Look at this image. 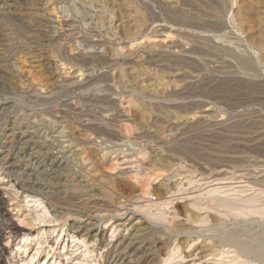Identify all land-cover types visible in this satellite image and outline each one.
<instances>
[{"label": "rangeland", "instance_id": "obj_1", "mask_svg": "<svg viewBox=\"0 0 264 264\" xmlns=\"http://www.w3.org/2000/svg\"><path fill=\"white\" fill-rule=\"evenodd\" d=\"M223 1L224 3H222ZM220 7L222 10H220ZM162 8L166 10L173 9L171 11L176 12L175 15L178 13L180 15H178L179 18L182 19L184 17V19H187V22L182 19V24L176 25L172 23L167 19L168 12L166 14V10ZM239 13H243L242 16ZM178 16L174 17L177 18ZM229 16L232 18L230 19ZM240 24L244 25L241 26ZM143 36L144 38H142ZM210 39L213 43L215 42L214 45ZM210 44L212 45L209 46ZM228 49L231 54L226 53ZM245 51L247 54L244 53ZM172 55L175 57L179 56L178 58L182 57V59L184 57V59L189 58L195 64L192 63L190 64L191 66L182 67L184 70L177 68V66L173 68L168 66V64L166 65L168 61L165 60L170 57H172L170 59H175ZM229 55H232L234 59ZM236 55L251 60L256 65L257 70L243 71L238 64L235 65L234 63H237ZM95 56L107 59L109 64L107 63L104 66L97 62L92 63ZM155 56L158 57L155 58ZM226 57L227 60L225 59ZM81 60H85V64L88 61L86 67L84 63V66L82 65ZM152 61L153 63H151ZM161 66L163 67L161 68ZM193 66H195V69L197 67L200 70L203 68V72L199 71L197 74V70ZM101 76L104 79L101 80ZM97 78L99 81L101 80V83L96 80ZM253 79L264 83V0H0V202L4 204L7 219L16 227L22 229L17 236H14L10 230L4 234L1 245L11 253L8 264H28L30 257H34V259L29 264H54L55 262H57L56 264H145V262L147 264H159L158 262L161 257H159L158 251L154 248L156 235H161L165 239L166 237L175 238L173 239L172 246H169L171 249H174L176 246V239H181L180 241L183 242L186 238L194 240L197 239V236L200 238L202 235V238L191 247L192 250L190 248L188 250L187 248L184 251L186 255H191L196 251L195 256H198V258H187L186 261L176 259L168 264H212V261L213 264L216 262V264H219L218 262L222 260L224 261L220 262V264H232V260L230 259V261L226 262L225 258L227 259L228 256H223L224 258L209 256L210 258H206L202 262L200 261V263L196 261L203 254L202 247L210 243L212 245L217 244V241L223 239L232 228L234 229L235 226L238 228L244 223H241V219H238L237 223L234 219L230 222V218L225 219L219 214L225 220L223 219L224 226L220 228V231L216 232L207 231V228L211 226L210 223V226L209 224L205 226L194 225L195 227L191 228L190 226V229L184 226L182 229H187V231L180 233L179 229L181 227L175 226V222H178V219H173V224H169L168 222H151L149 218H144L145 216L139 214L138 206L135 207L136 203L138 205L139 203L144 204L145 199H142L143 202H141V199H139L140 201L137 199L138 202L136 201L135 203L136 199L133 200L131 197L126 196L121 197L115 189L112 191L115 179L130 176L127 173H131L133 170L134 173L131 176L139 172L142 173L139 166H141L143 161L140 160L141 163L136 164L138 168L134 166L135 168L128 169V167L122 166V169L119 166L121 168L119 169L115 163H111L115 155H110L107 160L103 159L101 162L102 164L105 163L106 167L109 166L107 169L105 167L104 172L93 168L92 160L88 155L91 153L95 157L99 150H103L104 152H108L107 150H109L112 154L115 148H117L121 149V151L124 149L123 152L138 151L147 153L148 155L151 153L149 156L146 154L147 161H150L152 158L155 160L157 155L161 153L159 156L164 160L168 154H174L170 152L169 148L173 145L171 143L176 140L178 133H182V129L184 132V128L187 129L188 127L184 132L185 135L180 133L181 136L188 137L192 133L189 128L193 125H197V129H195L197 133L199 131L205 135H214L223 132L219 129L220 127L225 131L224 126L228 129V127L233 125L236 127L240 122L239 127L237 125L238 130L241 126L240 131L242 133L248 131L247 135L249 137H255L259 134L260 142L262 143L263 141L264 143V87L258 91V89L254 90V88L245 86L246 81H252ZM190 87L191 90L194 87L196 88L193 89V93L190 91ZM186 89L188 94L185 96ZM169 93L173 95L171 94L170 96ZM89 94H93V98L98 95L108 97L114 101V105H112L114 109L111 105L103 103L99 105L95 101L94 104L93 98ZM177 94H181L182 96H175ZM210 95L214 96V100L212 99L208 102L212 101L215 104L217 102L221 105L223 104L222 106L219 104L213 106V112L206 111V114L203 109L201 114V111L198 109L188 112L179 108L182 105L189 104V102L206 101L207 103V97H211ZM221 95H225L226 97ZM176 97L179 98L177 99ZM255 97L256 99H254ZM90 98L91 102H89ZM170 98L172 99L170 100ZM217 99L219 100L217 101ZM72 101L80 103V110L86 112L89 107L92 108L93 106V108L97 107L96 109L101 113L96 115L97 117L95 116V118L89 117L86 114L87 112L77 115V113L70 112L68 107H66L67 102L69 104L73 103ZM81 102H87V104H81ZM172 102L175 103L173 104ZM228 103L234 104V107ZM47 104L49 111L42 109L46 108L45 105ZM224 104H226V108ZM42 105L43 107L40 108ZM174 105H178L176 106L177 108ZM218 110H221V112ZM194 112H199V115ZM214 112H218V114ZM193 113L197 116L193 115ZM75 116L78 117L76 118ZM89 118L91 121H89ZM88 122H93L95 125L105 124V127L106 125H115V127H112L119 134L118 141H114H117L118 146L115 147L113 144L102 139L96 140L95 136L86 138L88 135L84 131L83 125ZM199 122L203 123V126H199L201 125ZM233 122L236 124H232ZM171 125L175 126V131H168L170 127H173ZM180 126H183V128ZM112 127L111 129H113ZM206 127L209 128V133L207 131L208 128L203 130ZM80 128L82 129L80 130ZM176 128L178 131H176ZM235 129L233 130L232 128L231 136L228 133L229 137L243 136L239 134L241 132H237V129ZM143 130H149L150 134L158 136V139L156 141L153 139H141ZM91 139H94V141ZM206 139L208 138L204 137L202 141L196 140L194 146L202 147L203 144H211L208 140L205 141ZM228 140L232 141L231 138ZM160 142L163 143L160 144ZM240 142L238 141L237 143L258 145L256 141L251 143ZM213 145L217 149L220 147V145ZM119 146L120 148H118ZM167 147H169L168 150ZM199 147L198 149H200ZM161 148L166 149L165 153H162L164 149L162 150ZM201 149H205L204 146ZM199 151L204 152L205 150ZM152 152L155 153L153 154ZM208 152L209 154H215L216 150H208ZM261 152L255 155H252V153L235 155L234 157L240 159L241 162L234 164V166L240 164V168L234 167L231 164L229 168L233 167V169L230 170L227 167L228 165H223V167L226 166L224 169L228 168L229 171H232L230 173L227 170L221 169L222 165H219L218 171L215 168L207 169L208 174L212 173L211 176L214 174L216 178H220L221 176L220 179L222 181L215 182L217 186L207 181L205 184L203 182L205 181L203 180L204 178H200L201 176H199L200 172L196 175L193 174L195 176H191V171H195V166L192 167L194 164H187L185 166L181 158L180 164L178 156L172 157L168 155L171 158L165 159L167 164L164 162V165H168L166 167H170L169 165H171V169H174L165 170V173H162L163 170L160 171L162 173L160 175H163L160 179H156L157 177L151 178L152 180L150 179L151 182H154L151 183L152 188L150 187L152 194L146 200L148 198L149 200L155 199L153 193L160 186L165 189L163 186L165 185L167 189L170 184L171 186L173 184V187L179 183L181 185L189 183L188 185H190L192 180L194 181H192L194 185L191 183L190 188L188 185L183 188L185 185H182L180 189L183 188L184 191H182L187 197H192L193 195V199H200L203 197H200L203 192L210 191L214 187H223L222 191L228 192L230 191L229 189L233 188V193H237H229L232 200H234L235 194H238L240 189L242 190L243 188L245 193L241 195L244 199L247 196L248 198L253 197L256 195L254 194L256 189H252V193L250 189L254 185L251 182L258 179L259 181H263L264 179V151L262 150ZM159 156L157 160H161ZM171 159H174V162L175 160L178 161L174 163ZM168 161L172 163L168 164ZM57 162H59V166L54 165ZM182 163L184 164L182 165ZM181 167H185L183 169L186 171L182 170ZM177 169L181 170L182 175L172 178ZM234 169L239 172V175ZM187 170H190L189 175L186 174ZM233 172L235 175H233ZM120 173H123L124 176H121L122 174ZM225 173H228V175L224 177ZM117 176L120 177L117 178ZM178 177H181L182 180L184 178V181ZM164 179L167 181L165 184H162L165 181ZM195 179L196 181L199 180V182H196ZM200 180L203 181L200 183ZM26 182L37 188L44 186L46 196L62 197L69 192L75 191L91 196L90 198H83V203L90 204L92 201V203L98 201L110 205V208L113 205V208L112 210H104L90 204L92 208L89 206L88 208L82 207L75 210L69 209L67 206L52 207L51 205H47L51 221L69 214L66 226L62 222L30 223L33 216H31L32 208H26L25 196L20 197L18 201L13 193L14 187H21L19 184L24 185ZM207 183L210 185H207ZM177 185L175 186L176 188ZM249 186L250 189L248 191L247 187ZM237 187L240 189L238 188V190ZM260 188L262 192L264 186L261 185ZM198 190L202 192H198ZM181 193L176 194V198H174L175 196L172 197L175 204H171L169 212L173 207L178 209L179 212H185L187 208L186 204H188L185 200L190 197L183 201L180 198H185L186 196L182 197ZM262 193L263 195H259L261 201L259 202L261 204H258L264 207V192ZM241 195H239L240 197L236 195L235 198L241 199ZM192 198L186 201L189 202ZM124 203L126 207L123 206ZM175 209L174 211L171 210V212L175 213ZM120 210L121 212H118ZM194 211H197L195 213H198V217L208 213V216H211L210 218L214 222H217V219L220 218L217 212H210L214 214L212 216L208 211ZM205 216L204 218H206ZM254 217H248L245 223L250 224V227L254 228L264 224V217ZM168 218L172 220L171 217ZM181 221L183 222V219ZM254 221L255 223L252 224ZM257 222L259 225L256 226ZM31 224L34 225L32 226ZM236 224H239V226ZM196 228L200 229L198 230L200 235L196 233ZM201 228L205 229L206 232ZM26 235L30 236L27 237ZM73 235H81V238L85 237L87 244L84 245L82 242L72 239ZM208 239L209 241H206ZM204 241H206L205 244H203ZM199 247L200 249L198 250ZM196 248L197 250H195ZM87 250L88 252L93 251V253L87 254ZM100 255L103 256L102 259L99 257ZM246 260L248 259L243 258V262ZM237 261L239 263L242 260ZM248 261L247 264H254V261ZM236 262H233V264H238ZM255 263L260 264L258 262Z\"/></svg>", "mask_w": 264, "mask_h": 264}, {"label": "bare ground", "instance_id": "obj_2", "mask_svg": "<svg viewBox=\"0 0 264 264\" xmlns=\"http://www.w3.org/2000/svg\"><path fill=\"white\" fill-rule=\"evenodd\" d=\"M222 3H224V1L222 2ZM226 3V2H225ZM3 4V3H2ZM224 5V4H223ZM223 7H225V6H223ZM170 8V7H169ZM215 8V7H214ZM221 8V7H220ZM219 8V9H220ZM163 9V8H162ZM163 10H166L165 8L163 9ZM162 10V11H163ZM171 10H173V9H171ZM170 9H168V10H166V14H167V12H168V14H167V19L168 20H170L172 23H174V24H182L183 23V21H182V19H184V17H182V19L181 18H179V14L177 13V15H175V13L176 12H174V11H171ZM215 10H217V9H215ZM220 10H222V8L220 9ZM224 11V10H223ZM222 11V12H223ZM226 11V10H225ZM165 12V11H164ZM180 12V11H179ZM227 12V11H226ZM219 13V12H218ZM162 14V13H161ZM239 14H241V16H242V14L243 13H239ZM238 14V16H239V18H240V15ZM179 15V16H178ZM245 15V14H244ZM163 16V15H162ZM174 16H178L177 18H175ZM226 16V15H225ZM235 16H237L236 14H235ZM216 17V16H215ZM218 17H219V15H218ZM229 18H230V16H229ZM232 18V17H231ZM230 18V19H231ZM229 19V20H230ZM235 19V18H234ZM233 19V20H234ZM237 19V18H236ZM166 20V19H165ZM193 20V19H192ZM228 20V21H229ZM233 20H231V21H233ZM237 20H239V19H237ZM169 21V22H170ZM184 21H186L187 22V19L185 18L184 19ZM139 22V21H138ZM141 22H142V20H141ZM239 23H240V21H238ZM189 23V22H188ZM239 23H236V24H239ZM139 24V23H138ZM190 25V24H189ZM199 25V24H198ZM241 25V24H240ZM239 25V26H240ZM244 25V24H243ZM243 25H241V26H243ZM178 26H181V25H178ZM185 27V26H184ZM218 27V26H217ZM203 28V27H202ZM226 28V27H225ZM243 28V27H242ZM226 30V29H225ZM219 31V30H218ZM228 31V30H227ZM226 31V32H227ZM225 32V33H226ZM225 33H223V34H225ZM127 35V34H126ZM130 35V34H129ZM132 35V34H131ZM144 35V34H143ZM128 36V35H127ZM129 37V36H128ZM142 38H144V36L142 37ZM149 38V37H148ZM205 41H206V39H205ZM210 41L212 42V40L210 39ZM217 42V41H216ZM90 43V42H89ZM88 43V44H89ZM208 43H209V41H208ZM213 43V42H212ZM215 43V42H214ZM214 43H213V45H214ZM220 43V42H219ZM91 44V43H90ZM227 44V43H226ZM133 45V44H132ZM212 44H210L209 46H211ZM235 45V44H234ZM93 46V45H92ZM96 46V45H95ZM129 47V46H128ZM215 47V46H214ZM213 47V48H214ZM216 47H218V46H216ZM88 48V47H87ZM211 48V47H210ZM215 49V48H214ZM219 49V48H218ZM232 49V48H231ZM224 50V49H223ZM192 51V50H191ZM193 51H194V49H193ZM213 52V51H212ZM217 52V51H216ZM241 52V51H240ZM249 52V51H248ZM198 53V52H197ZM226 53H230V51H229V49H228V51L226 52ZM244 53H246L247 54V52L245 51ZM250 53V52H249ZM211 54V53H210ZM231 54V53H230ZM94 55V54H93ZM145 55V54H144ZM167 55V54H166ZM183 55V54H182ZM181 55V56H182ZM193 55H194V52H193ZM217 55V54H216ZM233 55H235L234 53H233ZM97 56V55H96ZM95 56V57H96ZM146 56V55H145ZM169 56V55H168ZM171 56V55H170ZM172 56H174V55H172ZM229 56H232V55H229ZM93 57L94 58V60L92 61V63H99V64H102V65H104V66H106V64L108 63V60L107 59H104V58H101V57ZM104 57V56H103ZM137 57V56H136ZM152 57V56H151ZM156 57H158V56H155V58ZM175 57V56H174ZM173 57V58H174ZM179 57V56H178ZM178 57H175V59H170V58H172V57H170V58H168V59H165V60H167L168 62H166V65L168 64V66H171V67H176L177 66V68H179V69H181L182 67H187V66H189L190 64H192V63H194L193 61H191V59H182V57L181 58H178ZM193 57V56H192ZM233 57V56H232ZM107 58V57H106ZM153 58V57H152ZM164 58V57H163ZM163 58H161V59H163ZM223 58V57H222ZM235 58H236V60H237V63L236 62H234L235 63V65L236 64H238V66L243 70V71H254L255 69H256V65L253 63V62H251V60H249V59H246V57L245 58H243V57H238V55H236L235 56ZM256 58H257V56H256ZM147 59V58H146ZM145 59V60H146ZM221 59V58H220ZM226 60H227V57L225 58ZM233 59H234V57H233ZM254 59V58H253ZM79 60V59H78ZM139 61L141 60V59H138ZM137 60V61H138ZM194 60V59H193ZM223 60H224V58H223ZM236 60H234V61H236ZM258 60V59H257ZM82 61V60H81ZM85 60H83L82 61V65H83V63L85 64V62H84ZM95 61V62H94ZM142 61V60H141ZM147 61V60H146ZM154 62H155V60H154ZM164 62V61H163ZM257 62V61H256ZM149 63H150V61H149ZM151 63H153V61L151 62ZM161 63V62H160ZM197 63V62H196ZM232 63V62H231ZM81 64V63H80ZM86 64H88V61H86ZM86 64H85V67H86ZM109 64V63H108ZM195 64V63H194ZM193 64V65H194ZM233 64V63H232ZM257 64H259V63H257ZM95 65V64H94ZM101 65V66H102ZM84 66V65H83ZM89 66H90V64H89ZM103 66V67H104ZM108 66V65H107ZM148 66V65H147ZM191 66V65H190ZM234 66V65H233ZM163 66H161V68H162ZM170 67V68H171ZM197 67V66H196ZM231 67H232V65H231ZM238 67V68H239ZM150 68H152V66H150ZM155 68H158V67H155ZM193 68L195 69V66H193ZM198 68V67H197ZM195 69V70H197L196 72H197V74H198V72L199 71H201V72H203L202 71V69L203 68H201V70H200V68L199 69ZM227 68V67H226ZM234 68V67H233ZM240 68H239V70H240ZM84 69V68H83ZM183 69V68H182ZM165 70V69H164ZM170 70V69H169ZM184 70V69H183ZM234 70V69H233ZM257 70V69H256ZM191 71V70H190ZM236 71V70H235ZM234 71V72H235ZM238 71V70H237ZM241 71V70H240ZM248 71V72H249ZM166 72V71H165ZM164 73V72H163ZM191 73V72H190ZM193 73V72H192ZM231 73V72H230ZM252 73V72H251ZM255 73V72H254ZM231 74H233V73H231ZM230 74V75H231ZM235 74V73H234ZM250 74V73H249ZM257 74V73H256ZM259 74H260V72H259ZM80 75V74H79ZM107 75V74H106ZM255 75V74H254ZM261 75V74H260ZM82 76V75H81ZM99 76V75H98ZM104 77H105V75H103ZM103 76H101L102 78H101V80L102 79H104L103 78ZM194 76V75H193ZM196 76V75H195ZM250 76H251V74H250ZM252 77V76H251ZM80 78V77H79ZM99 78V77H98ZM98 78L96 79L99 83H101L99 80H98ZM187 78V77H186ZM190 78V77H189ZM188 78V79H189ZM192 78V77H191ZM194 79H195V77H193ZM260 78V77H259ZM100 79V78H99ZM109 80V79H108ZM85 81V80H84ZM97 82V83H98ZM104 84V83H103ZM107 84V83H106ZM88 85V84H87ZM105 86V85H104ZM193 86H194V84H193ZM197 86V85H196ZM224 86H226L225 84H224ZM245 86H247V87H250V88H254V90L256 89H258V91L260 90V88H262V87H264V83H261V81L260 80H252V81H246V85ZM198 87V86H197ZM97 88V87H96ZM189 88V87H188ZM195 88V87H194ZM193 88V89H194ZM193 89L191 90V87H190V91L192 92L193 91ZM196 89V88H195ZM200 89V88H199ZM247 89V88H246ZM29 90H30V88H29ZM225 90V89H224ZM7 91H9V90H7ZM87 91V90H86ZM183 91V90H182ZM185 91V90H184ZM206 91V90H205ZM197 92H199V90H197ZM201 92V91H200ZM220 92V91H219ZM31 93V92H30ZM83 93V92H82ZM87 93V92H86ZM173 93V92H172ZM171 93V94H172ZM183 93H185V92H183ZM193 93V92H192ZM215 93V92H214ZM254 93H257V92H254ZM170 94V93H169ZM169 94H168V96H169ZM171 94H170V96H171ZM182 94V93H181ZM181 94H177V95H175V96H178L179 95V97H180V95ZM188 94V91H187V89H186V94H185V96ZM191 94V93H190ZM211 94V93H210ZM219 95H220V93H218ZM224 94V93H223ZM90 95V94H89ZM173 95V94H172ZM214 95V94H213ZM91 97L92 96H94L93 94L92 95H90ZM166 96V95H165ZM169 96V97H170ZM182 96V95H181ZM200 96V95H199ZM203 96V95H202ZM211 97H207V103H206V101L205 102H201V101H196V103L195 102H189V104H187V105H182L181 107H179V108H181L183 111H195V110H200L201 111V114H202V110L204 109L205 110V113L207 114V112L206 111H212L213 112V110H212V107L213 106H217L218 104H219V102H217L216 104L215 103H213L212 101L211 102H208L209 100H212L213 99V97H212V95H210ZM221 96H225V95H221ZM229 96V95H228ZM248 96H251V95H248ZM178 97V98H179ZM206 97V96H205ZM226 97V96H225ZM251 97H253V96H251ZM27 98H28V96H27ZM34 98V97H33ZM79 98H80V96H79ZM93 98V97H92ZM173 98V97H172ZM172 98H170V100L172 99ZM177 98V97H176ZM175 98V99H176ZM177 98V99H178ZM218 98V97H217ZM62 99V98H61ZM86 99V98H85ZM84 99V100H85ZM168 99V98H167ZM176 99V100H177ZM199 99V98H198ZM200 99H202V98H200ZM204 99V98H203ZM225 99V98H224ZM223 99V100H224ZM254 99H256V97L254 98ZM258 99V98H257ZM30 100V99H29ZM82 100V99H81ZM205 100V99H204ZM214 100V99H213ZM216 100V99H215ZM219 99H217V101H218ZM222 100V99H221ZM39 101V100H38ZM56 101V100H55ZM88 101V100H87ZM92 100H91V98H90V100H89V102H91ZM96 102V103H98L99 105L100 104H106V105H111V107L113 108L114 106H112V105H114V101H112L111 99H109L108 97H106V96H95V98H93V102ZM179 101V100H178ZM4 102V101H3ZM5 102H8V101H5ZM17 102V101H16ZM40 102V101H39ZM57 102V101H56ZM73 103H69L68 104V102H67V105H66V107H68V109L70 110V112H73V113H77V115H82V114H85L86 112V114L89 116V117H92V118H95V116L96 115H99L101 112L100 111H98L96 108L97 107H94L93 108V106H92V108H90L89 107V109L88 110H86V112L84 111V110H80V103L79 102H75V101H72ZM75 102V103H74ZM95 102H94V104H95ZM180 102V101H179ZM182 102V101H181ZM222 102V101H221ZM220 102V103H221ZM223 102H225V101H223ZM23 103V102H22ZM21 103V104H22ZM82 103H84V102H81V104ZM86 104H87V102H85ZM84 103V104H85ZM167 103V102H166ZM165 103V104H166ZM173 103V102H172ZM171 103V104H172ZM175 103V102H174ZM173 103V104H174ZM226 103V102H225ZM232 103V102H231ZM231 103H228V104H231ZM236 103V102H235ZM237 103H239V102H237ZM49 104V103H48ZM48 104L47 105H45L46 106V108H42L43 107V105L42 106H40V108H42V109H44V110H48V108H49V106H48ZM56 104V103H55ZM97 104V105H98ZM180 104V103H179ZM178 104V105H179ZM15 105V104H14ZM65 105V104H64ZM178 105H174L175 107L176 106H178ZM219 105H221V104H219ZM223 105V104H222ZM221 105V106H222ZM225 105V108H226V104H224ZM233 107H234V104H231ZM236 105H239V104H236ZM8 106H9V104H8ZM52 106V105H51ZM89 106V105H88ZM105 106V105H104ZM169 106V105H168ZM228 106V105H227ZM242 106V105H241ZM62 107V106H61ZM83 107V106H82ZM99 107V106H98ZM220 107V106H219ZM231 107V106H230ZM232 107V108H233ZM5 108V107H4ZM14 108V107H13ZM36 108V107H35ZM106 108V107H105ZM177 108V107H176ZM6 109V108H5ZM38 109H39V106H38ZM52 109H54V108H52ZM56 109V108H55ZM61 109V108H60ZM87 109V108H86ZM114 109V108H113ZM228 109V108H227ZM11 110V109H10ZM117 110V109H116ZM230 110V109H229ZM12 111V110H11ZM10 111V112H11ZM49 111V110H48ZM82 111H83V113H82ZM104 111V110H103ZM106 111V110H105ZM218 111H220L221 112V110H218ZM222 111H224V110H222ZM53 112V111H52ZM51 112V113H52ZM58 112V111H57ZM85 112V113H84ZM41 113V112H40ZM45 113V112H44ZM54 113V112H53ZM194 113H199V112H194ZM193 113V115H196V114H194ZM209 113V112H208ZM215 114H218V112L216 113V112H214ZM48 114V113H47ZM210 114V113H209ZM215 114H214V116H215ZM220 114V113H219ZM221 114H224V113H221ZM2 115V114H1ZM104 115V114H103ZM199 115V114H198ZM237 115V114H236ZM72 116V115H71ZM84 116V115H83ZM197 116V115H196ZM76 117V116H75ZM78 117V116H77ZM76 117V118H77ZM85 117V116H84ZM97 117V116H96ZM99 117V116H98ZM106 117V116H105ZM219 117H221V116H219ZM218 117V118H219ZM100 118V117H99ZM121 118V117H120ZM215 119H216V117H214ZM213 118V119H214ZM70 119V118H69ZM80 119H82V118H80ZM114 119V118H113ZM212 119V118H211ZM231 119V118H230ZM96 120V119H95ZM117 120V119H116ZM231 120H233V119H231ZM80 121H82V120H80ZM89 121H91L90 120V118H89ZM87 122V121H86ZM96 122V121H95ZM103 122V121H102ZM110 122H112V121H110ZM221 122V121H220ZM236 122V121H235ZM233 122L232 124H236V123H238V122ZM97 123V122H96ZM101 123V122H100ZM105 123V122H104ZM103 123V124H104ZM107 123H109V122H107ZM119 123V122H118ZM212 123V122H211ZM111 124V123H110ZM116 124V123H115ZM195 124H197V123H195ZM199 124H201L200 122H199ZM203 124V123H202ZM199 125V126H203V125ZM208 124H210V123H208ZM216 124V123H215ZM219 124V123H218ZM241 123L239 122V125H240ZM72 125V124H71ZM76 125V124H75ZM82 125V124H81ZM105 125V124H104ZM104 125H95V124H93V122L92 123H87V124H84L83 125V129H84V131L87 133V135H88V137L86 136V138H91L90 136H95L96 137V140H99V139H102V140H105L106 142H109L110 144H113L115 147L116 146H118V144H117V139H118V134L119 133H117L116 131H115V129L113 128V127H115V125L112 127L111 125H109V126H107L106 125V127L104 126ZM180 125V124H179ZM214 125V124H213ZM224 125V124H223ZM228 125V124H227ZM238 125V124H237ZM237 125H236V127L233 125V126H231V125H229V126H231V127H228V129H226L225 128V126H224V129H225V131L224 130H222L221 128L222 127H220L219 129L221 130V131H223L222 133H218V134H209V135H205V134H203V133H201V132H199L198 131V133L197 132H195L196 130L195 129H197L196 128V126H192V127H190L189 129L192 131V133H190L189 134V136H191V137H186V136H181V134L182 135H185L184 134V132L188 129V127H187V129L186 128H184L185 130H184V132H183V129H182V133L180 134V133H178V136L176 137V140L174 141V142H172L171 144H173L170 148L169 147H167V150H168V148H169V150H170V152L172 153H174L173 155L171 154H168V155H170V156H172V157H176V156H178L179 157V161H180V158L182 159V162H184L185 163V166H187V164H190V165H193L192 167H194L195 166V171H191V176H195L198 172H200V174H199V176H201L200 178H204L203 180H205V181H203V182H205V184H206V181L207 182H209V183H214L213 185H215V182L217 181V182H219V180L220 181H222V179H220L221 178V176H220V178H216L215 177V174L213 175V176H211V174H208L209 172H207V169H209V168H211V169H217L216 171H218L219 170V165H222V168H221V166H220V168L221 169H224L226 166H224L223 167V165H228L227 167L229 168V166L232 164V166H234V164H238V163H240L241 161H240V159H238V158H236V157H234L235 155L237 156V154H240V155H242V154H248V153H252V155L254 154H260V153H262L261 151L263 150L264 151V143H263V141H262V143L260 142V135L258 134L257 136H255V137H249L248 135H247V132L245 131V132H241L240 131V129H241V126H240V129L238 130V128H237ZM239 125H238V127H239ZM70 126V125H69ZM113 128V129H111V127ZM169 126V125H168ZM167 126V128H169ZM171 126H173V125H171ZM187 126H189V125H187ZM73 127V126H72ZM77 127V126H76ZM76 127H74L75 129H76ZM80 127V126H79ZM147 127V126H146ZM145 127V128H146ZM180 127H182L183 128V126H180ZM184 127H185V124H184ZM210 127V126H209ZM214 127V126H213ZM73 128V129H74ZM144 128V127H143ZM149 128H151V127H149ZM166 128V127H165ZM208 127H206V128H204L203 130H205V129H207ZM232 128H233V130L236 128L237 129V132L239 131V132H241V133H239L240 135H243V136H237V137H229V136H231V131H232ZM77 129H78V127H77ZM82 128H80V130H81ZM148 129V128H147ZM173 129V130H172ZM217 129H218V127H217ZM218 129V130H219ZM235 129V130H236ZM152 130V129H151ZM203 130H201V131H203ZM209 130V128L207 129V131ZM212 130H214V129H212ZM161 131V130H160ZM163 131H164V129H163ZM168 131H175V126H173L172 128L170 127L169 129H168ZM176 131H178V129L176 128ZM179 131H180V129H179ZM210 131H211V128H210ZM229 131V132H228ZM243 131V130H242ZM77 132V131H76ZM84 132V133H85ZM236 132V131H235ZM23 133V132H22ZM156 133V132H155ZM170 133V132H169ZM207 133V132H206ZM208 133H209V131H208ZM214 133V132H213ZM228 133H230L229 134V136H228ZM153 134V133H152ZM157 134V133H156ZM159 134V133H158ZM165 134V133H164ZM86 135V134H85ZM142 135V137H141V139H149V140H154V141H156L158 138V136L156 137L155 135H151L150 134V132H149V130L147 131V130H143V134H141ZM7 136V135H6ZM82 136V135H81ZM13 137V136H12ZM174 137V136H173ZM182 137H185V138H182ZM204 137H206V138H208V139H206L205 141H209L211 144H209V145H207V144H203V146H204V148L205 149H201V148H203V146L202 147H199L200 149H198V147H195L194 146V144L196 143V140H199V141H202L203 139H204ZM23 138V137H22ZM229 138H231L232 139V141H234V142H236V143H232V141H229L228 139ZM19 139V138H18ZM13 140V139H12ZM23 140H24V138H23ZM87 140V139H86ZM91 140H93L94 141V139H91ZM90 140V141H91ZM114 140H117V141H114ZM139 140V139H138ZM215 140V141H214ZM122 141V140H121ZM130 141V140H129ZM248 142V143H251V142H254V141H256L257 142V144L258 145H244L243 143L242 144H239V143H237V142ZM85 142V141H84ZM89 142V141H88ZM103 142V141H102ZM224 142H227V143H224ZM240 142V143H241ZM258 142H260V143H258ZM86 143V142H85ZM89 143H91V142H89ZM129 143V142H128ZM161 143H163V142H160V144ZM92 144V143H91ZM121 144V143H120ZM119 144V145H120ZM151 144V143H150ZM167 144V143H166ZM213 144H216V145H220V147H219V149H217L216 148V146H214ZM20 145V144H19ZM90 145V144H89ZM131 145H132V143H131ZM98 146V145H97ZM111 146V145H110ZM123 146V145H122ZM127 146V145H126ZM157 146V145H156ZM158 146H159V144H158ZM167 146H168V144H167ZM26 147V146H25ZM88 147H90V146H88ZM114 147V148H115ZM125 147V146H124ZM159 147H161V146H159ZM109 148H112V147H109ZM118 148H120V146L118 147ZM122 148V147H121ZM97 149V148H96ZM100 149H101V147H100ZM105 149H107V148H105ZM117 148H115V150H114V152H112V154L109 152V150H107L108 152H104L103 150L102 151H97V153H96V156L94 157V156H92L91 155V153L88 155L89 156V158L92 160V164H93V168L94 169H96V170H99V171H104L105 170V163L104 164H102L101 162L103 161V159H108V157L110 156V155H115V158L113 159V160H111V163L112 164H114L115 163V165L119 168V169H123V167H128V169H132V168H135L138 164L137 163H139L140 162V160H142L143 162L141 163V166H139L140 168V171L142 172V173H137V174H133V176H131V174L132 173H134V170H133V172L131 171V173H127V174H130V176L128 175L127 177H121V178H118V177H120V176H117V178L118 179H115L114 181H113V189H112V191L115 189V191H117L120 195H121V197L122 196H126V197H131L133 200H135V203H136V201L138 202V200L139 199H145L144 201L145 202H143V200L141 201V202H143L144 204H141V203H139V205H138V203H136V205H135V207L136 206H138L139 207V214H141V215H143V216H145L144 218H149V221H151V222H168L169 224H173L174 223V220L173 219H178V222H175V226L177 225V227L178 228H180L181 227V229H179V232L180 233H184V232H186L187 231V229H182V227L184 228V226L185 227H187V228H189L190 229V226H191V228L192 227H195L194 225H200V226H205V225H207V224H211V226H210V224H209V226H206V227H209V228H207V231L208 232H216V231H220V228H222L223 226H224V224H223V219L225 218V219H228V218H230V222L231 221H233V219H234V221L236 220V223H237V221H238V219H241V223H243V224H241L240 226H239V224H236L237 226H239L238 228L236 227V229H235V227H234V229L231 231L230 230V232L228 233V234H224L225 236L223 237V239H221V240H219V241H217L218 243L217 244H215V245H212L211 243L209 244V245H205V247H202L201 249L203 250V254H206V255H203V254H201V256L199 257V259L196 261V262H198V263H200V261L202 262V260H205L206 258L208 259V258H210L209 256H214V258L216 257V258H218V257H221V258H224L223 256H228L227 257V259L225 258V260H226V262L227 261H230V260H232V264H233V262H236L237 260H242L241 262H239L238 263V261L236 262V263H238V264H247V261L248 260H251L252 262L254 261V264H256L255 262H258V263H260V264H264V224H261L260 226H258L257 228H254V227H250V224L248 225V224H246L245 222V220L248 218V217H257V216H262V218L264 217V207H262V206H260L258 203H260L261 201H260V197H259V195H263V193L262 192H264V190H262V192H261V188H260V186L262 185V186H264V184H262V183H264V179H263V181L262 180H260L259 181V179L258 180H256V181H254V182H251V184H253L254 186L250 189V186L249 187H247V189H248V191H249V189L250 190H254V189H256V191L254 192V194H256V195H254L253 197H250V198H248V196L244 199L243 197H242V195L245 193V191H244V188L241 190L239 187H237V189L239 188L240 189V191L238 192V194H235V196L233 197V199L234 200H232V198L230 197V195L231 194H229V193H233V191L234 190H232L233 188H231V189H229L230 191L228 192V191H222V189H223V187L222 188H216V187H214V186H212V187H214L213 189H211L210 191H207V192H203L202 193V195H200V197L201 196H203V197H199L200 199H198V198H195V199H193L194 197H193V195H192V197L191 196H188V197H190V198H192V200H189V202L188 201H186V200H188V199H190V198H188L185 194H184V190H183V188H185L187 185H183L184 187L182 188V189H180L181 187H182V185H181V183H179L178 185H177V188L175 187H173V184H172V186H171V184H170V186L166 189V187H165V185H163L164 186V188L165 189H163L161 186L160 187H158V188H154L155 189V192L153 193V195H154V197H155V199H153V200H149V198L146 200V198L147 197H149V195L151 196V194H152V192L150 191V187H151V183L153 182H151V180L153 179V178H155V177H157L156 179H160L161 178V176H163V175H160V171H162L163 170V172L162 173H165L166 171L165 170H172V169H174V168H172L171 169V165H169L170 167H166V166H168V165H164V162L167 164V162L165 161V159L167 160V158L169 157L168 155H167V158H165L164 160L163 159H161L160 158V154H158L157 155V158H158V156H159V158L161 159V160H157V158L155 159V157H154V159L155 160H153V158L152 159H150V161H147L146 159H147V153H142V152H133V151H128V152H132V153H128V152H123L124 151V149L121 151V149H117ZM153 149V148H152ZM162 149V148H161ZM164 149V148H163ZM162 149V150H163ZM216 150V152H215V154H209V152H208V150ZM111 150H113V149H111ZM133 150H135V149H133ZM165 150L166 149H164V151L162 152V153H165ZM199 150H202V151H204V152H201V151H199ZM140 151V150H139ZM156 151V150H155ZM94 152V151H93ZM146 152V151H145ZM167 153H168V151H166ZM95 153H94V155H95ZM153 153V152H152ZM155 153V152H154ZM153 153V154H154ZM264 153V152H263ZM31 154V153H30ZM88 154V153H87ZM147 154V155H146ZM151 153H149V155H150ZM152 154V155H153ZM24 155V154H23ZM148 155V156H149ZM35 156V155H34ZM163 156V155H162ZM260 156V155H259ZM262 156V155H261ZM164 157V156H163ZM162 157V158H163ZM177 157V158H178ZM241 157V156H240ZM264 157V156H263ZM169 158H171V157H169ZM176 158V159H177ZM242 158V157H241ZM246 158V157H245ZM251 158V157H250ZM6 159V158H5ZM37 159V158H36ZM110 159V158H109ZM41 160V159H40ZM89 160V159H88ZM170 160V159H169ZM174 160V159H173ZM172 159H171V161H173ZM243 160V159H242ZM245 160V159H244ZM45 161V160H44ZM55 161V160H54ZM178 160H175V162H177ZM109 162V161H108ZM169 163L168 164H171L170 163V161H168ZM174 162V161H173ZM174 162V163H175ZM186 162H189V163H186ZM17 163V162H16ZM15 163V164H16ZM174 163H173V166H174ZM184 163H182V165L184 164ZM192 163V164H191ZM107 164V163H106ZM137 164V165H136ZM177 164V163H176ZM180 164H181V161H180ZM179 164V166H181ZM55 166L56 165H60L59 164V162H57L56 164H54ZM108 165V164H107ZM178 165V164H177ZM189 165V166H190ZM240 165V164H239ZM239 165H235L237 168H240V166ZM15 166V165H14ZM112 166V165H111ZM110 166V167H111ZM114 166V165H113ZM119 166H121V168L119 167ZM123 166V167H122ZM135 166V167H134ZM176 166V165H175ZM179 166H178V168H179ZM234 166V167H235ZM107 167H109V166H107ZM107 167H106V169H107ZM192 167H191V169H192ZM49 168V167H48ZM112 168V167H111ZM115 168V167H114ZM113 168V169H114ZM137 168H138V166H137ZM136 168V169H137ZM164 168V169H163ZM169 168V169H168ZM182 168V167H181ZM183 168H185V167H183ZM182 168V170H185V169H183ZM228 168L227 169H224V170H227V171H229L228 170ZM127 169V168H126ZM187 169V168H186ZM210 169V170H211ZM230 170L231 169H233V167L231 168H229ZM53 170V169H52ZM56 170V169H55ZM115 170V169H114ZM177 170H179V169H177ZM175 171L174 172V174H175V176H174V174L172 175L173 177L172 178H175V177H177V176H181L182 175V173L180 172L181 170H179V171ZM209 170V171H210ZM234 170H236V169H234ZM124 171V170H123ZM127 171V170H126ZM186 171V170H185ZM190 170H187V173L186 174H188V173H190L189 172ZM214 171V170H213ZM221 171V170H220ZM219 171V172H220ZM223 171V170H222ZM96 172V171H95ZM105 172V171H104ZM115 172V171H114ZM120 172H122V171H120ZM230 172H232V171H229V173ZM235 172V171H234ZM233 172V175H235V173ZM161 173V174H162ZM184 173V172H183ZM214 173V172H213ZM218 173V172H217ZM216 173V174H217ZM236 173L239 175V172H237V170H236ZM103 174V173H102ZM101 174V175H102ZM120 174H122L121 176H124L123 175V173H120ZM124 174H126V173H124ZM168 174V173H167ZM166 174V175H167ZM185 174V175H186ZM193 174H195V175H193ZM221 174V173H220ZM241 174H242V172H241ZM39 175H40V173H39ZM56 175H58V174H56ZM106 175V174H105ZM108 175V174H107ZM165 175V174H164ZM171 175V174H170ZM189 175V174H188ZM226 175H228V173H225L224 174V177L226 176ZM243 175V174H242ZM242 175H240V176H242ZM126 176V175H125ZM244 176V175H243ZM242 176V177H243ZM259 176V175H258ZM107 177H111V176H107ZM166 177H168V176H166ZM183 177H184V175H183ZM246 177V176H245ZM260 177V176H259ZM116 178V177H115ZM152 178V179H151ZM163 178V177H162ZM169 178H170V176H169ZM178 178H180L181 179V177H178ZM190 178V177H189ZM199 178V177H198ZM197 178V179H198ZM235 178V177H234ZM239 178V177H238ZM26 179V178H25ZM108 179V178H107ZM110 179V178H109ZM151 179V180H150ZM227 179H229V178H227ZM233 179V178H232ZM232 179H230V180H232ZM240 179V178H239ZM165 181L162 183V184H165L166 183V179H164ZM182 180V179H181ZM186 180H188V179H186ZM226 180V179H225ZM238 180V179H237ZM112 181V180H111ZM154 181H156V180H154ZM182 181H184V178H183V180ZM182 181H180V182H182ZM189 181V180H188ZM191 181V180H190ZM193 181V180H192ZM190 182V185H188L189 186V188H190V186H191V183L194 185V181L193 182ZM195 181H196V179H195ZM201 180H200V183L202 182ZM170 182H171V180H170ZM175 182V181H174ZM179 182V181H178ZM177 182V183H178ZM196 182H199V180H197ZM216 182V183H217ZM247 182V181H246ZM154 183V182H153ZM184 183V182H183ZM200 183H198V184H200ZM209 183H207V185H210ZM250 183V182H249ZM23 184V183H22ZM40 184V183H39ZM168 184H169V181H168ZM167 184V185H168ZM21 187H14L13 189H14V195H15V197H17L16 199L18 200L20 197L22 198V196H25V201H26V208L27 207H29V208H32V214H31V216H32V219L30 220V223H37V222H39V224H45V223H52V222H62V224L63 225H65L66 226V224H67V219H68V216H69V214L67 215V216H63L62 218H59V219H57V220H53V221H51L50 219H51V217L49 216V211H48V207H47V205H51L52 207L53 206H61V207H64V206H67L69 209H75L76 210V208H82V207H89L90 206V204H93V205H95V207H99L100 209L101 208H103L104 210H106V209H111L112 210V208H113V205H112V208H110V205H108V204H106V203H102V202H98L97 200V202H94V203H90V204H86V203H83L82 202V200H83V198H85V197H87V198H90L91 196L89 195V194H81V193H79V192H75V191H73V192H69V193H67L66 195H64V196H62V197H58V196H50V195H48V196H46L47 194H46V192H44L45 190H44V186L42 187H39V188H37V187H35L34 185H31V184H29V183H25L24 185H21V184H19ZM153 185V184H152ZM192 185V186H193ZM196 185V184H195ZM201 185V184H200ZM181 186V187H180ZM203 186V185H202ZM215 186H217V185H215ZM218 186H220V185H218ZM248 186V185H247ZM170 187H172V188H170ZM198 187V186H197ZM196 187V188H197ZM207 187V186H206ZM152 188V187H151ZM174 188V189H173ZM194 188V187H193ZM227 188H229V187H227ZM226 188V189H227ZM246 188V187H245ZM198 189V188H197ZM234 189H235V187H234ZM238 189V190H239ZM152 190V189H151ZM183 190V191H182ZM186 190V189H185ZM206 190V189H205ZM232 190V191H231ZM236 190V189H235ZM253 190H252V193H253ZM87 191V190H86ZM110 191V190H109ZM154 191V190H153ZM181 191H182V193H181ZM187 191V190H186ZM185 191V193H187ZM189 191H190V189H189ZM192 191V190H191ZM89 192V191H88ZM105 192V191H104ZM179 192L181 193V195H182V197L185 195L186 197L184 198H180V196H178L180 199H182L183 201L186 199V198H188V199H186L185 200V202L186 203H188V204H186V210H185V212H183L182 210V212H179L178 211V209H175V207H173L172 209H170V212H171V210L172 211H174V209H175V213H173V212H169V207H171V204L172 203H174L175 204V201H173V199L174 198H176V194L178 195L179 194ZM198 192H202V191H199L198 190ZM257 192H259L258 194H257ZM54 193V192H53ZM90 193H92V192H90ZM102 193V192H101ZM115 193V192H114ZM191 193V192H190ZM234 193H237V192H234ZM233 193V194H234ZM248 193H250V192H248ZM57 194V193H56ZM104 194V193H103ZM102 194V195H103ZM189 194V193H188ZM187 194V195H188ZM229 194V195H228ZM242 194V195H241ZM93 195V194H92ZM152 195V196H153ZM198 196H199V194H197ZM197 195H195L196 197H198ZM236 195H241V199H239V198H235L236 197ZM101 196V195H100ZM110 196V195H109ZM108 196V197H109ZM173 196H175L173 199H172V197ZM258 196V197H257ZM104 197V196H103ZM106 197V196H105ZM107 197V198H108ZM240 197V196H239ZM111 198V197H110ZM1 199V198H0ZM93 199V198H92ZM138 199V200H137ZM236 199H238V200H236ZM1 201V200H0ZM19 201V200H18ZM102 201V200H101ZM140 201V200H139ZM177 202H178V200H176ZM180 201V200H179ZM260 201V202H259ZM86 202V201H85ZM111 202V201H110ZM110 202H108V203H110ZM176 202V203H177ZM205 202V203H204ZM180 203V202H179ZM183 204H184V202H182ZM111 204V203H110ZM182 204V205H183ZM259 206H258V205ZM261 204V203H260ZM92 206V205H91ZM90 206V207H91ZM123 206H125L126 207V204L124 203V205ZM130 206H133V205H130ZM173 206V205H172ZM184 206V205H183ZM263 206H264V204H263ZM261 207V208H260ZM92 208V207H91ZM90 208V209H91ZM94 208V207H93ZM115 208V207H114ZM182 208V207H181ZM116 209V208H115ZM126 209V208H125ZM168 209V210H167ZM194 210H203V212H205V211H208L209 213L210 212H217V214L219 215H221L222 217H224L223 219L220 217V215H219V217L220 218H218L217 219V222H214L213 220H211V216H208V213H206L205 215H203V216H200V217H198L197 216V214L198 213H195V212H197V211H194ZM5 209H4V204L2 203V202H0V264H8V260L10 259V256H11V253L10 252H8L7 251V249L6 248H3L2 247V245H1V242H2V240H3V238H4V234H5V232L6 231H9L10 230V232L12 233V234H14V236H17L21 231H22V229H20V228H18V227H16L10 220H8L7 219V216H6V214H5ZM100 211V210H99ZM109 211V210H108ZM110 212V211H109ZM118 212H121V210L120 211H118ZM123 212V211H122ZM135 212V211H134ZM141 212V213H140ZM100 213V212H99ZM114 213V212H113ZM137 213V212H136ZM202 213V212H201ZM100 214H102V213H100ZM116 214V213H115ZM196 214V215H195ZM211 214V213H210ZM212 216H214V214H211ZM216 215V214H215ZM204 216L206 217V218H204ZM217 216V215H216ZM67 217V218H66ZM71 217V216H70ZM168 217H171L172 218V220H170ZM254 217V218H255ZM259 217V218H260ZM182 220L183 219V222L180 220V219ZM253 218V219H254ZM53 219V218H52ZM224 219V220H225ZM250 219H252V218H250ZM215 220H216V218H215ZM249 220V219H248ZM179 221H181V222H179ZM253 221V220H252ZM251 221V222H252ZM214 222V223H213ZM105 223H108V222H105ZM167 223V224H168ZM255 223V221L252 223V224H254ZM258 223V222H257ZM261 223V222H260ZM151 224V223H150ZM32 225V224H31ZM34 225V224H33ZM32 225V226H33ZM61 225V224H60ZM257 225H259V223L258 224H256V226ZM255 226V227H256ZM198 227V226H197ZM114 228V227H113ZM194 229V228H193ZM197 229V228H196ZM195 229V230H196ZM202 230H204L205 231V229H203V228H201ZM55 230V229H54ZM112 230V229H111ZM195 230H191V231H195ZM198 230H200V229H197L196 230V233L198 234L199 232H198ZM226 230V229H225ZM190 231V230H189ZM115 233H116V231H114ZM114 232H113V234H114ZM206 232V231H205ZM159 233V232H158ZM178 233V232H177ZM189 233V232H188ZM187 233V234H188ZM186 234V235H187ZM208 234V233H207ZM115 235V234H114ZM113 235V236H114ZM189 235V234H188ZM199 235H200V233H199ZM210 235V234H209ZM27 237L28 236H30V235H26ZM26 236H24V237H26ZM84 236V235H83ZM112 236V235H111ZM170 236V235H169ZM216 236H218V235H216ZM115 237V236H114ZM187 237V236H186ZM195 237V236H194ZM214 237V236H213ZM220 237H221V235H220ZM189 238H190V236H189ZM202 238V235L200 236V238H198V236H197V239H194V240H191L192 238H190V239H188V238H186V240H182L183 242H181L180 240H175V242L177 243L176 244V246L174 247V249H171L169 246L171 245L172 246V242H173V239H175V238H171V237H166V239L165 238H163V236H155V241H154V248L158 251V255H159V257H161L160 258V261L158 262L159 264H168L169 262H171L172 260H181V261H186L187 260V258H193V257H195V258H198V256L196 257L195 256V252L194 253H192L191 255H186V252L184 253V251H185V249H187L188 248V250H189V248L191 249V247L195 244V243H197L198 242V240L199 239H201ZM216 238H218V237H216ZM215 238V239H216ZM72 239H75V240H78V241H80V242H82L84 245H86L87 243H86V238L85 237H83V238H81V235L80 236H78V235H76V236H72ZM204 240H205V238H204ZM211 240H214V239H211ZM206 241H209V239L208 240H206ZM206 241H204L203 242V244H205L206 243ZM213 242V241H212ZM174 244V243H173ZM208 244V243H207ZM169 248V249H168ZM206 248V250H204ZM200 249V247L198 248V250ZM192 250V249H191ZM195 250H197V248L195 249ZM90 251V250H89ZM181 252V253H180ZM202 252V251H201ZM86 253L87 254H90V253H93V251H90V252H88V250L86 251ZM180 253V254H179ZM190 254V253H189ZM232 255V256H231ZM229 256H231V257H229ZM101 259L103 258V256L102 255H100L99 256ZM243 258L244 259H248V260H246L245 262H243ZM30 259V262L29 263H31V261H33V259H34V257H30L29 258ZM100 259V260H101ZM230 259V260H229ZM195 261V260H194ZM222 261H224V260H222ZM222 261H220L221 263H222ZM173 262V261H172ZM195 262V263H196ZM207 262V261H206ZM220 262H218L219 264H220ZM249 262V261H248ZM28 263V264H29ZM57 262H55L54 264H56ZM144 263V262H143ZM217 263V262H216ZM215 263V264H216ZM145 264H147V262H145ZM151 264V263H150ZM172 264H174V263H172ZM197 264V263H196ZM204 264V263H203ZM207 264V263H206ZM212 264H213V261H212ZM224 264V263H223ZM228 264V263H227ZM231 264V263H230ZM250 264H253V263H250Z\"/></svg>", "mask_w": 264, "mask_h": 264}]
</instances>
